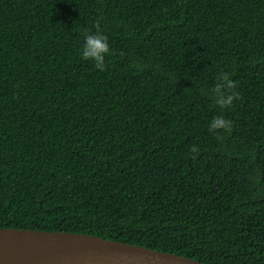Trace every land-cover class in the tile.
<instances>
[{
	"label": "trees",
	"instance_id": "trees-1",
	"mask_svg": "<svg viewBox=\"0 0 264 264\" xmlns=\"http://www.w3.org/2000/svg\"><path fill=\"white\" fill-rule=\"evenodd\" d=\"M0 228L264 264V0H0Z\"/></svg>",
	"mask_w": 264,
	"mask_h": 264
},
{
	"label": "water",
	"instance_id": "water-1",
	"mask_svg": "<svg viewBox=\"0 0 264 264\" xmlns=\"http://www.w3.org/2000/svg\"><path fill=\"white\" fill-rule=\"evenodd\" d=\"M0 264H205L92 234L0 228Z\"/></svg>",
	"mask_w": 264,
	"mask_h": 264
},
{
	"label": "clouds",
	"instance_id": "clouds-1",
	"mask_svg": "<svg viewBox=\"0 0 264 264\" xmlns=\"http://www.w3.org/2000/svg\"><path fill=\"white\" fill-rule=\"evenodd\" d=\"M110 44L107 35L102 31L86 33L83 37V44L79 50L80 57L84 60L93 62L97 69L103 70L106 66V56L110 55ZM233 87V81L229 78L228 73H221L218 76V83L213 89L216 102L220 105L231 104L235 93L226 94L222 89H230ZM230 127V121L222 115L213 117L209 122V130L224 129ZM195 151V148H193Z\"/></svg>",
	"mask_w": 264,
	"mask_h": 264
}]
</instances>
